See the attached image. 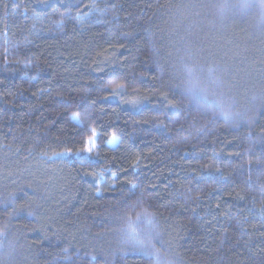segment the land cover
Returning <instances> with one entry per match:
<instances>
[{"label":"trees","instance_id":"16d2710c","mask_svg":"<svg viewBox=\"0 0 264 264\" xmlns=\"http://www.w3.org/2000/svg\"><path fill=\"white\" fill-rule=\"evenodd\" d=\"M0 264H264L257 0H0Z\"/></svg>","mask_w":264,"mask_h":264},{"label":"rangeland","instance_id":"374dc122","mask_svg":"<svg viewBox=\"0 0 264 264\" xmlns=\"http://www.w3.org/2000/svg\"><path fill=\"white\" fill-rule=\"evenodd\" d=\"M92 101L98 105H103L101 102H99V100L96 97H92ZM93 143H94V141H93ZM108 144H109V146L113 147L115 145V140H110ZM89 149H91V148L89 147L87 152L89 151Z\"/></svg>","mask_w":264,"mask_h":264},{"label":"snow or ice","instance_id":"6c2138e0","mask_svg":"<svg viewBox=\"0 0 264 264\" xmlns=\"http://www.w3.org/2000/svg\"><path fill=\"white\" fill-rule=\"evenodd\" d=\"M259 7L264 10V0H257ZM247 6V4H246ZM54 155H58L57 153H54Z\"/></svg>","mask_w":264,"mask_h":264}]
</instances>
